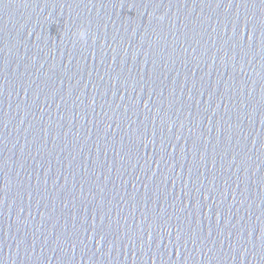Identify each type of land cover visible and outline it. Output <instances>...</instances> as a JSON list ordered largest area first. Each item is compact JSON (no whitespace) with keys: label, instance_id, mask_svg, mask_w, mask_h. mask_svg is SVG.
Segmentation results:
<instances>
[{"label":"water","instance_id":"obj_1","mask_svg":"<svg viewBox=\"0 0 264 264\" xmlns=\"http://www.w3.org/2000/svg\"><path fill=\"white\" fill-rule=\"evenodd\" d=\"M0 264H264V0H0Z\"/></svg>","mask_w":264,"mask_h":264},{"label":"clouds","instance_id":"obj_2","mask_svg":"<svg viewBox=\"0 0 264 264\" xmlns=\"http://www.w3.org/2000/svg\"><path fill=\"white\" fill-rule=\"evenodd\" d=\"M77 35V38L82 41L85 42L87 40V31L86 30H80Z\"/></svg>","mask_w":264,"mask_h":264}]
</instances>
